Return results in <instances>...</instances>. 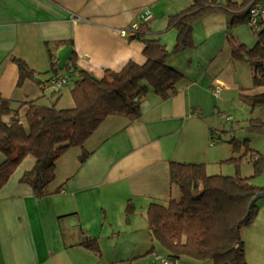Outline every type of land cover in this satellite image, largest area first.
Returning <instances> with one entry per match:
<instances>
[{
  "label": "crops",
  "instance_id": "crops-1",
  "mask_svg": "<svg viewBox=\"0 0 264 264\" xmlns=\"http://www.w3.org/2000/svg\"><path fill=\"white\" fill-rule=\"evenodd\" d=\"M192 4L193 0H0V94L24 103L22 117L29 101L73 107V85L65 90L70 81L59 90L49 84L62 48L71 45L77 65L97 78L108 69L121 70L129 61L144 64L145 44L123 30L140 23L150 7L151 36L172 51L178 31L168 28L169 18ZM193 39V48L168 59L183 74L176 93L164 99L148 85L139 119L109 116L84 147H74L58 160L49 194L38 197L32 185L22 181L36 159L29 155L22 161L0 190V264H162L156 254L170 256L151 236L147 218L151 203L166 204L181 196L171 182L170 162L205 163L209 174H218L216 165L222 171V162L235 155L215 122L225 112L219 101L224 92L223 99L242 112L240 128L264 112L252 111L246 98L264 92V87L254 85L251 61L232 57L235 41L248 47L257 43L248 23L233 24L227 13L215 12L195 24ZM15 57L25 60L42 80L27 78L19 86ZM69 73L70 67L59 74ZM216 79L226 83L219 95L212 91ZM84 151L88 156L82 162ZM4 159L0 150V164ZM232 171L233 165H228L226 175ZM130 203L133 210L128 213ZM258 204L255 219L242 230L248 264H264V197ZM93 240L98 251L86 245ZM184 260L181 264H198Z\"/></svg>",
  "mask_w": 264,
  "mask_h": 264
},
{
  "label": "trees",
  "instance_id": "trees-1",
  "mask_svg": "<svg viewBox=\"0 0 264 264\" xmlns=\"http://www.w3.org/2000/svg\"><path fill=\"white\" fill-rule=\"evenodd\" d=\"M255 1L193 0L189 8L169 18L168 28L175 27L178 31L172 51L151 36L149 22L141 21L130 39L145 44L146 62L129 61L119 71L106 70L102 78L80 68L73 51L69 63L74 71L68 76L69 81H73V107L60 108L57 102L43 106L29 101V109L22 117L20 107L24 103H15L0 94V150L5 156L0 164V190L22 161L32 155L36 159L35 166L25 172L22 181L30 183L38 197L49 194L50 184L56 179L58 160L70 149L84 147L109 116L123 115L132 121L139 119L141 101L150 91L148 85L164 99L176 93V85L183 74L170 66L168 59L195 46L193 31L199 20L215 12H224L233 24L247 23ZM254 33L257 43L248 47L235 41L232 57L251 61L254 85L264 87V28L260 27ZM14 61L20 70L19 86L25 79L36 76L37 72L25 60L15 57ZM68 67L67 64L65 68ZM52 70L56 75L62 71L56 63ZM246 98L252 111L264 110V92ZM246 128L254 133H264V118H250ZM228 142L234 153H241L225 160L237 166L234 175L209 174L205 163L170 162L171 182L180 189L181 196L166 204L151 203L147 218L151 236L172 257H187L210 264H248L242 230L258 213L260 199L251 205L252 200L258 194H264V186L252 182L264 170V157L250 148L248 139L240 141L233 137ZM87 156L84 151L81 161ZM248 157L254 166L252 176L242 175L239 169L243 159ZM132 210L130 203L128 213ZM94 242L86 245L98 251L99 246Z\"/></svg>",
  "mask_w": 264,
  "mask_h": 264
},
{
  "label": "rangeland",
  "instance_id": "rangeland-1",
  "mask_svg": "<svg viewBox=\"0 0 264 264\" xmlns=\"http://www.w3.org/2000/svg\"><path fill=\"white\" fill-rule=\"evenodd\" d=\"M72 82L73 81L70 80V82L67 85V88L65 90H68L70 87H72V85H73ZM226 93L227 92H224V94L221 96V98H219V101L222 100V102H224L222 110L225 112H222V113L232 114L234 118H232V120L228 121L221 116L222 113L219 114L220 118L217 117L215 122L220 128V130H219L220 133L223 136H225V138H228L227 140H229L233 137L237 138L240 141H244L245 139H248L250 148H252L256 153H259L260 155H262L264 157V133H254V132L249 131L246 128L247 124L243 125L241 128L239 127V120H240V118H242V112L240 111L239 107L237 108L234 105H232V101L227 102V98L225 100L223 99L224 96L226 95ZM66 99L67 98L62 99L63 104H66L65 103ZM248 105L250 107L249 103H248ZM262 112L263 111H261V115H262V117H264V112L263 113ZM250 116H252V114H250ZM233 126H235L234 130H233ZM222 128H224L225 131H223ZM243 151H244V147L242 149V152ZM240 154L235 153V156H240ZM222 164L221 165L223 166V168L220 167L222 169V171H220V169L218 167V166H220V164L218 163L216 165V168H215L216 170L214 172H218V173L224 172V174H226V172H228V165H233V171L231 173L232 175H234L237 172V166L234 163L223 161ZM239 169H240V172L242 175L252 176L254 173V166H253V163L251 162V159L249 157L244 158L240 164ZM215 174H217V173H215ZM252 181L256 185L264 186V170L259 176L253 178ZM164 252H166V251H164ZM183 259H185L184 261L186 262V259H191V258H184L183 257ZM192 261H194L195 263H198V264H210L208 261H205V262H202L199 260H192ZM188 262L189 261H187V263ZM187 263H184V264H187Z\"/></svg>",
  "mask_w": 264,
  "mask_h": 264
},
{
  "label": "built area",
  "instance_id": "built-area-1",
  "mask_svg": "<svg viewBox=\"0 0 264 264\" xmlns=\"http://www.w3.org/2000/svg\"><path fill=\"white\" fill-rule=\"evenodd\" d=\"M264 14V0H256L254 4L250 8V16L248 19V25L254 29L258 30L261 27L260 21L261 17ZM154 16L153 10L150 7H147L142 13V21L149 22ZM140 23H133L129 28L123 30L124 34L133 35L135 34L136 29L138 28ZM69 79L66 75L57 74L53 75L49 83L51 87H54L56 90L62 89L67 83ZM226 87V83L221 79H216L214 82V86L212 91L214 94L219 95L221 91ZM221 116L226 120H232V115L222 113ZM214 140H217L216 138ZM156 258L160 260L162 264H181L180 259L172 257V256H165L161 254H156Z\"/></svg>",
  "mask_w": 264,
  "mask_h": 264
},
{
  "label": "water",
  "instance_id": "water-1",
  "mask_svg": "<svg viewBox=\"0 0 264 264\" xmlns=\"http://www.w3.org/2000/svg\"><path fill=\"white\" fill-rule=\"evenodd\" d=\"M73 47L71 45H67L64 48H62L59 52H58V66L60 69H64L67 64L70 67V72L74 71V67L72 66V63H69L70 58L72 56L73 53ZM38 80H42L39 76L35 77ZM264 197L263 193L258 194L251 202V205L258 199Z\"/></svg>",
  "mask_w": 264,
  "mask_h": 264
}]
</instances>
